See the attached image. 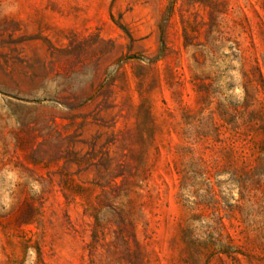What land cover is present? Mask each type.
Listing matches in <instances>:
<instances>
[{"label": "rangeland", "instance_id": "obj_1", "mask_svg": "<svg viewBox=\"0 0 264 264\" xmlns=\"http://www.w3.org/2000/svg\"><path fill=\"white\" fill-rule=\"evenodd\" d=\"M0 264H264V0H0Z\"/></svg>", "mask_w": 264, "mask_h": 264}]
</instances>
